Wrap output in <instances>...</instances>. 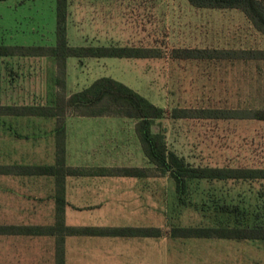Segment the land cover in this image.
Wrapping results in <instances>:
<instances>
[{
    "label": "rangeland",
    "instance_id": "obj_1",
    "mask_svg": "<svg viewBox=\"0 0 264 264\" xmlns=\"http://www.w3.org/2000/svg\"><path fill=\"white\" fill-rule=\"evenodd\" d=\"M56 0L0 1V44L48 45L56 39ZM154 3V11L150 8ZM121 25L113 29L117 43L156 49L160 57L107 58L78 61L66 70H105L166 110L154 131H163L170 149L198 166L264 167V120L244 118L173 119L174 108L264 109V60L176 59L178 49H264V33L239 9L196 8L188 0H134ZM150 6V7H149ZM54 7V9H53ZM51 57H0V105L59 101L68 92L54 84L64 78ZM57 74V75H56ZM118 76V77H117ZM121 77V78H119ZM57 85V86H56ZM11 116L0 117V164L7 163V146L14 130L24 131ZM6 181L0 179V224ZM263 180H199L180 197L175 180L154 167L153 264H264V243L220 238H172L175 226L228 223L235 216L224 206L248 212L246 223L262 212ZM123 240V239H120ZM49 239L0 235V264H55ZM118 256L130 250L118 246ZM146 251V250H145ZM42 254H40V253ZM74 264V263H71ZM151 264V263H128Z\"/></svg>",
    "mask_w": 264,
    "mask_h": 264
},
{
    "label": "crops",
    "instance_id": "obj_2",
    "mask_svg": "<svg viewBox=\"0 0 264 264\" xmlns=\"http://www.w3.org/2000/svg\"><path fill=\"white\" fill-rule=\"evenodd\" d=\"M132 1L134 0H69L67 17L69 44L133 46L117 43L113 31L121 25V20L116 14L126 13L128 4ZM151 3L149 7L154 11V3ZM54 7L56 14V2ZM56 42L57 37L45 43L48 45L42 46H54ZM72 58L78 61L97 60L109 64L105 59L111 57H70L67 61L68 67ZM103 76H110L122 82L125 80L114 77L116 75L111 71L66 70L64 79V89L68 92L66 98L84 90ZM55 83L59 84L58 76L54 79ZM56 103L50 101L42 105L54 106ZM7 116L31 125L22 126L27 130L12 132L7 146V163L0 164L12 168L7 174H0V179L6 181V193L1 209L7 222L2 225L57 226L58 217L61 216L64 219V226L68 227L154 228V164L144 152L136 130L138 123L136 118L114 114L89 115L73 109L66 111L63 116L66 129V166L93 173L66 176L65 204L61 206L60 211L55 176L24 174L18 171V166L56 164L58 117ZM135 168L143 172L138 176L112 173L114 169ZM3 235L32 240L49 239L52 241L50 258L51 262L55 263L57 235ZM64 237L66 264H153L154 262L152 253L154 237L80 234H67ZM119 245L130 250L128 251L130 255L118 256Z\"/></svg>",
    "mask_w": 264,
    "mask_h": 264
},
{
    "label": "trees",
    "instance_id": "obj_3",
    "mask_svg": "<svg viewBox=\"0 0 264 264\" xmlns=\"http://www.w3.org/2000/svg\"><path fill=\"white\" fill-rule=\"evenodd\" d=\"M6 1V0H0ZM68 1L56 0V37L54 46L42 45H6L0 44V57L35 56L51 57L61 69L64 78L58 83L65 86L67 61L70 57H111V58H150L160 57L156 49L139 46H72L67 37ZM196 8L239 9L245 13L253 25L264 33V0H188ZM174 58L181 59H228V60H264V49H178ZM68 109L82 114H114L136 118V130L142 142L146 156L154 164L160 176H170L175 180L176 190L183 197L193 181L199 180H263L264 167H212L198 166L169 148L165 133L154 131L153 126L166 115L164 107L154 103L148 97L129 85L110 76L96 79L89 87L75 92L69 98H59L56 105H0V117L7 115H35L58 117L57 160L54 165L18 166V171L32 175H53L58 185V206H64L65 179L67 175L91 174L92 171L66 166V129L63 116ZM174 119L182 118H244L264 120V109L223 110L174 108ZM12 171L8 166H0V174ZM140 169H114V174L138 176ZM264 196V194H263ZM221 211L235 216V220L214 225L175 226L170 231L172 238H220L229 240H252L264 243V203L262 212L244 223L243 217L249 218L238 206H224ZM57 235L55 264H66L65 235L80 234L118 237H161L160 227H68L64 226L63 217H58L57 226H14L0 225V235Z\"/></svg>",
    "mask_w": 264,
    "mask_h": 264
}]
</instances>
